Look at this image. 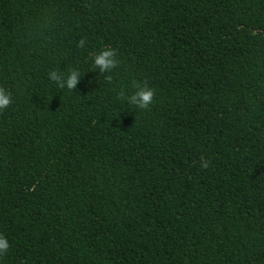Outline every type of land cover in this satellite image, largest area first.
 Wrapping results in <instances>:
<instances>
[{
	"label": "trees",
	"instance_id": "obj_1",
	"mask_svg": "<svg viewBox=\"0 0 264 264\" xmlns=\"http://www.w3.org/2000/svg\"><path fill=\"white\" fill-rule=\"evenodd\" d=\"M0 87V264H264V0H0Z\"/></svg>",
	"mask_w": 264,
	"mask_h": 264
},
{
	"label": "clouds",
	"instance_id": "obj_2",
	"mask_svg": "<svg viewBox=\"0 0 264 264\" xmlns=\"http://www.w3.org/2000/svg\"><path fill=\"white\" fill-rule=\"evenodd\" d=\"M256 35V33H253ZM87 44L86 38L82 37L78 42V47L85 48ZM118 51L112 46H106L98 52L92 54V67L98 70L100 74H104V81L113 84V71L120 67L121 61L118 59ZM81 72L76 68L68 69L67 75L55 69L49 71L48 79L55 83L60 89L74 90L81 79ZM131 87L134 91L127 95L123 86L120 91L116 93V99L120 101L127 100V102L139 110H150L155 102L156 90L149 86L147 81L138 82L132 81ZM13 103L12 94L10 91L0 87V111L6 110ZM212 165L209 158L201 155L199 157V166L202 170H208ZM10 248L8 240L0 235V257L7 254Z\"/></svg>",
	"mask_w": 264,
	"mask_h": 264
}]
</instances>
